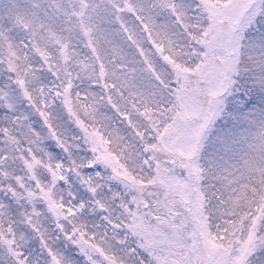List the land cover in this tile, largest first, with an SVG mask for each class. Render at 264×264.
I'll use <instances>...</instances> for the list:
<instances>
[{
    "label": "snow or ice",
    "instance_id": "snow-or-ice-1",
    "mask_svg": "<svg viewBox=\"0 0 264 264\" xmlns=\"http://www.w3.org/2000/svg\"><path fill=\"white\" fill-rule=\"evenodd\" d=\"M0 264H264V0H0Z\"/></svg>",
    "mask_w": 264,
    "mask_h": 264
}]
</instances>
